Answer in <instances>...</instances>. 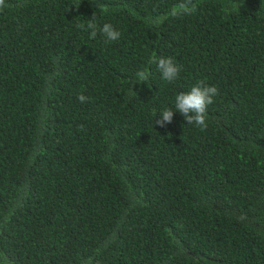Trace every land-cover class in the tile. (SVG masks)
<instances>
[{
    "label": "trees",
    "instance_id": "obj_1",
    "mask_svg": "<svg viewBox=\"0 0 264 264\" xmlns=\"http://www.w3.org/2000/svg\"><path fill=\"white\" fill-rule=\"evenodd\" d=\"M180 2L5 0L0 264H264V0ZM199 81L205 130L155 123Z\"/></svg>",
    "mask_w": 264,
    "mask_h": 264
},
{
    "label": "clouds",
    "instance_id": "obj_2",
    "mask_svg": "<svg viewBox=\"0 0 264 264\" xmlns=\"http://www.w3.org/2000/svg\"><path fill=\"white\" fill-rule=\"evenodd\" d=\"M4 7H6L5 0H0V9ZM196 10L197 5L193 3V0H181L178 5L170 10V15L173 17L190 15ZM95 15L94 13L93 19L86 25L77 23L76 27L88 31L90 38L94 39L99 34L105 39V42L118 41L121 37V32L111 23H104L102 26H98L94 22ZM149 64L156 65L162 75V79L168 82L176 80L181 71L180 66L171 57H160L157 59L153 56L149 59ZM135 75L136 82L144 83L149 81V72L147 70L141 69ZM216 95H218V88L216 86L207 85L204 81H199L189 91L178 93L174 101V110L171 108L164 109L159 114L160 118L155 120V123L164 127L173 121L174 113L179 112L185 118L186 124L195 125L201 130H205L208 126L206 119L207 109L213 103ZM77 99L79 102L85 103L88 97L80 94L77 96Z\"/></svg>",
    "mask_w": 264,
    "mask_h": 264
}]
</instances>
